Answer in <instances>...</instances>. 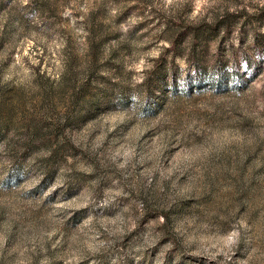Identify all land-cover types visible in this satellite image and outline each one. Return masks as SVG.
Here are the masks:
<instances>
[{
  "label": "rangeland",
  "instance_id": "374dc122",
  "mask_svg": "<svg viewBox=\"0 0 264 264\" xmlns=\"http://www.w3.org/2000/svg\"><path fill=\"white\" fill-rule=\"evenodd\" d=\"M0 264H264V0H0Z\"/></svg>",
  "mask_w": 264,
  "mask_h": 264
},
{
  "label": "trees",
  "instance_id": "16d2710c",
  "mask_svg": "<svg viewBox=\"0 0 264 264\" xmlns=\"http://www.w3.org/2000/svg\"><path fill=\"white\" fill-rule=\"evenodd\" d=\"M226 26H227L226 23H224L223 28L224 29L227 28ZM189 34H191V36L193 37V40H194L198 36L199 33L197 30L196 31L193 30V31H190ZM171 49L175 50V45L173 43H171ZM178 54L179 53L178 52L176 53V51H175V53L172 54L171 61H173V58H175ZM244 61L247 62V60H245V59H244ZM187 64H188V67L193 66L197 73L202 72L201 75H203L205 81H209L213 84H219L220 83V80L222 79V77L220 75V71L216 70V68H214V66H211L209 68V71H207L206 69H204L203 66L199 65V63L197 62L196 57L194 55H191L190 59H187ZM238 77H239V70L238 69H231L230 68L229 70L223 71V78L224 79H232L235 82L238 79Z\"/></svg>",
  "mask_w": 264,
  "mask_h": 264
}]
</instances>
